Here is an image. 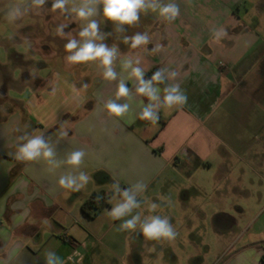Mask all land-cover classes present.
I'll return each instance as SVG.
<instances>
[{
  "label": "crops",
  "instance_id": "0c3cea01",
  "mask_svg": "<svg viewBox=\"0 0 264 264\" xmlns=\"http://www.w3.org/2000/svg\"><path fill=\"white\" fill-rule=\"evenodd\" d=\"M175 2L180 7L175 21L158 15L142 31L149 35L147 46L132 49L116 41L118 80L102 78L89 94L59 75L42 77L39 70L30 83L19 67L3 91L0 72V264H45L49 251L65 264H86L85 230L94 235V220L83 214L82 204L126 180L147 185L139 199L169 165L192 176L206 171L213 179L210 220L219 250H198L189 263L264 264V0ZM127 58H139L146 80L158 69L174 72L158 85L161 96L167 84H178L187 103L160 108L155 123L140 119V102L148 100L135 94L134 78L121 68ZM119 78L133 91L132 99L120 101L131 104L124 117L105 108ZM38 130L49 137L57 159L84 149L79 170L43 158L17 161L19 137ZM69 171L85 172L89 182L75 192L60 187V176ZM191 194L199 192L181 191L183 205ZM233 226L242 230L237 234ZM71 242L87 244L79 248L81 261L69 263Z\"/></svg>",
  "mask_w": 264,
  "mask_h": 264
},
{
  "label": "rangeland",
  "instance_id": "374dc122",
  "mask_svg": "<svg viewBox=\"0 0 264 264\" xmlns=\"http://www.w3.org/2000/svg\"><path fill=\"white\" fill-rule=\"evenodd\" d=\"M22 2L23 0H0V64H11L13 57L19 56L24 60V64L19 68L31 76L28 80L30 83L36 81L33 74L35 70H39L42 77L49 76L51 79V75H59L69 81L76 90H83L87 94L92 92L103 78V70L98 62L69 64L65 60L67 53L64 51L67 39H79L78 32L85 22L78 20L74 14L68 17L58 10L52 11L51 0H48L44 8H33L20 19L9 20L6 15L8 10ZM158 15V12L151 10L141 13L137 25L125 26L126 32L114 31V24L103 20L102 16L96 18L101 21V32L110 33L104 43L111 47L116 44V41L126 45L122 42L125 35L131 36L144 31L149 27L148 23L154 22ZM60 24H69L64 29V37L56 33ZM8 66L11 67V65ZM16 68L18 67L12 66V72ZM83 84H87L88 87L83 88ZM17 96L11 94V97ZM3 100L0 97V101ZM223 109L224 107L217 112V115ZM212 183V176L206 171L192 176L187 175L182 168L169 165L149 190L139 197L138 200L142 202L141 209L134 210L133 214L140 211L144 215L167 216L177 232L176 238L170 241H147L142 233H139V228L135 232L119 231L118 227L123 220H113L108 215V211H111L116 203V201L109 202L113 183L109 184L104 191L109 196L110 207L101 211L98 218L91 222L94 235H89L85 230L84 241L89 242L90 247V261L86 264H131L136 260H139L141 264H190V257L198 250L204 251L205 247H209L213 253H216L219 250V244L216 241L212 220H210L215 210L210 201ZM118 184L122 189L133 185L127 180ZM183 189H196L199 195L191 194L190 202L183 205L181 202ZM161 197L167 199L162 200ZM145 201L157 203L159 207L155 212H151ZM231 213L234 214V210ZM128 218L130 217H125V219ZM233 228L237 234L242 230V227L233 226ZM136 256L141 258L135 259Z\"/></svg>",
  "mask_w": 264,
  "mask_h": 264
},
{
  "label": "clouds",
  "instance_id": "9594fccd",
  "mask_svg": "<svg viewBox=\"0 0 264 264\" xmlns=\"http://www.w3.org/2000/svg\"><path fill=\"white\" fill-rule=\"evenodd\" d=\"M47 3L48 0H23L21 4L11 7L6 15L9 20L15 21L28 14L33 8H44ZM51 10H58L68 17L74 14L78 20L85 22L78 32L79 39L70 38L64 44V51L67 53L66 62L74 65L98 62L103 70V79L110 82L117 81L119 77L114 62L120 55V51L116 44L109 47L104 43L110 33L101 32V21L96 17L102 16L103 20L111 21L114 24V31L126 32L125 26L137 25L141 13L149 10L158 12L159 16L168 22L175 21L180 15V7L175 0H168V2L165 0H79L78 3L77 0H51ZM68 25L60 24L56 29L57 35L64 37V29ZM122 42L132 49H137L147 46L150 38L146 32H137L131 36L125 35ZM151 51H156V48L154 47ZM121 68L128 71L129 77L134 78L135 94L148 100L147 104L144 100L140 102V119L155 123L159 120L160 108H171L174 105L187 103V96L178 84H167L161 96V89L158 85L165 84L168 79L174 77L176 75L174 72L168 73L167 69H158L150 79L146 80L144 78L146 72L140 66L139 58L124 59ZM126 82L128 80L119 78L115 98H110L105 103L109 114L115 117H124L131 110L130 103L120 102L122 99L133 98V91L126 86ZM82 87L87 88L88 85L83 84ZM19 140L21 143L15 154L17 161L31 162L43 158L55 167L66 164L73 170H79L87 155L84 149H76L67 153L64 159H57L55 147L50 143L49 137L45 138L43 130H38V134L25 133L19 137ZM89 179L90 177L83 171H79L78 175L69 171L60 176L58 184L62 188L75 192L85 187ZM146 188L147 185L143 182H137L126 189H122L118 183H113L109 202L116 201V203L111 211H108V215L113 220H123L118 227L119 231L135 232L139 228V233H142L147 241L174 240L177 232L167 216L144 215L140 211L133 214L134 210L141 209L142 202L137 199V196ZM161 199L167 198L161 197ZM144 203H147L148 210L151 212H155L159 207L154 202L145 201ZM125 217L130 218L125 219ZM45 264H65V261L55 252L49 251L46 253Z\"/></svg>",
  "mask_w": 264,
  "mask_h": 264
},
{
  "label": "trees",
  "instance_id": "16d2710c",
  "mask_svg": "<svg viewBox=\"0 0 264 264\" xmlns=\"http://www.w3.org/2000/svg\"><path fill=\"white\" fill-rule=\"evenodd\" d=\"M24 64V60L16 56L13 57L12 62H11V67L6 66V67H1L0 66V71L5 75V82L3 86V91L7 90L8 85L12 83L11 79V72H12V66L14 67H20ZM10 67V68H8ZM30 79L28 73L24 74V80L28 81ZM108 195L104 196H99L97 194H92L81 206V211L85 216H87L91 220H95L101 211L108 209L110 207L108 203Z\"/></svg>",
  "mask_w": 264,
  "mask_h": 264
},
{
  "label": "built area",
  "instance_id": "2783aa9c",
  "mask_svg": "<svg viewBox=\"0 0 264 264\" xmlns=\"http://www.w3.org/2000/svg\"><path fill=\"white\" fill-rule=\"evenodd\" d=\"M71 245L74 247V253L73 255H71L69 258H68V261L69 263L70 262H75L76 260L77 261H81L83 259V256L81 254V252L79 251V248L83 249V250H86L87 249V244L83 243V244H79L77 242H71Z\"/></svg>",
  "mask_w": 264,
  "mask_h": 264
}]
</instances>
